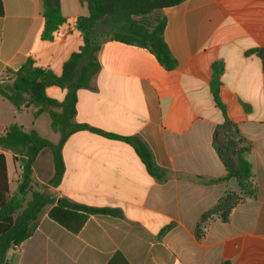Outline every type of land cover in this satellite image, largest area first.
I'll return each mask as SVG.
<instances>
[{"label":"crops","instance_id":"obj_1","mask_svg":"<svg viewBox=\"0 0 264 264\" xmlns=\"http://www.w3.org/2000/svg\"><path fill=\"white\" fill-rule=\"evenodd\" d=\"M1 2L0 83L12 81L5 71H16L29 58L59 75L82 45L73 22L88 15L86 4L60 0L69 23L47 41L41 38V0ZM161 13L176 67L164 69L144 48L102 41L100 69L88 88L77 91L74 122L139 137L166 171L165 180L152 178L128 143L81 130L65 140L63 175L52 186V152L44 148L33 164L31 186L54 202L38 214L31 236L8 249L5 264H106L116 252L129 264H264V68L250 52L264 50V0H186ZM218 62L223 65L219 98L250 145L246 159L255 194L243 197L228 222L214 217L204 223L197 237L201 216L229 191L240 193L234 179L218 181L226 174L213 148V132L223 122L210 92L211 66ZM46 94L61 102L65 90L49 86ZM36 110H16L0 96V134L16 124L44 138L38 125L46 116L50 127V119L46 111L35 116ZM18 114L22 120L13 122ZM0 154L13 194L20 164L10 152L0 149ZM58 199L117 210L120 216L91 215L72 233L48 217ZM29 200L27 195L25 203Z\"/></svg>","mask_w":264,"mask_h":264},{"label":"trees","instance_id":"obj_2","mask_svg":"<svg viewBox=\"0 0 264 264\" xmlns=\"http://www.w3.org/2000/svg\"><path fill=\"white\" fill-rule=\"evenodd\" d=\"M44 20L41 38L51 41L54 34L69 20L62 16L60 0H41ZM85 3L88 15L74 19V28L82 36V45L70 54L63 63L59 75L35 65L29 58L16 71L6 70L12 81L0 87V96L16 110L33 106L34 115L48 113L50 127L59 133L56 144H51L35 130L24 131L20 126H7L0 134V149L10 152L13 160L20 164V180L13 194L9 193L5 157L0 154V264H5L9 248L24 242L35 230L38 214L44 206L52 204L53 199L44 192L32 189V167L39 152L51 149L54 173L49 181L58 186L64 171L61 148L73 133L88 130L107 138L122 140L135 151L148 174L162 182L166 171L156 165L147 145L136 136L123 137L105 133L86 124L74 122L77 91L89 87L90 80L100 65L97 52L104 40L117 41L148 50L166 70H173L177 63L169 51L163 37L166 19L162 9L178 5L186 0H79ZM3 5L0 0V16ZM261 60L264 68V50L250 51ZM210 92L216 107L221 111L223 122L213 132V148L222 162L226 174L218 181L234 179L240 193L229 191L217 204L201 216L195 228V235L202 236L201 226L218 217L228 222L231 211L243 200L244 196L253 197L255 189L251 185V166L246 159L250 145L240 135L237 126L226 116V109L219 98L220 77L223 72L221 63L211 66ZM56 86L65 90L61 102L47 96L46 88ZM30 200L25 203L26 196ZM25 204V205H24ZM91 215H110L119 217L120 212L107 208H93L58 199L49 210L48 217L72 233H78ZM169 227L161 230L162 235ZM106 264H129L121 253L116 252Z\"/></svg>","mask_w":264,"mask_h":264},{"label":"rangeland","instance_id":"obj_3","mask_svg":"<svg viewBox=\"0 0 264 264\" xmlns=\"http://www.w3.org/2000/svg\"><path fill=\"white\" fill-rule=\"evenodd\" d=\"M11 83L10 79H4V82L0 83V87L4 86L6 84ZM15 109V108H14ZM24 118V117H23ZM21 119L22 120V116L21 115H17V117L15 118V121L13 122H18V120ZM48 118L45 116L41 122H39L38 125V130L39 132L44 136V138H46L47 140H49L50 142H57L56 138L58 137V134L56 132H54V130H52L49 126H48ZM57 134V135H55Z\"/></svg>","mask_w":264,"mask_h":264}]
</instances>
